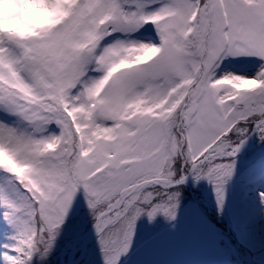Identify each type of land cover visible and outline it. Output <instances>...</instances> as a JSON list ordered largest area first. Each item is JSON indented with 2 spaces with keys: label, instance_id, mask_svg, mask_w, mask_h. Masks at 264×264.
<instances>
[{
  "label": "snow or ice",
  "instance_id": "1",
  "mask_svg": "<svg viewBox=\"0 0 264 264\" xmlns=\"http://www.w3.org/2000/svg\"><path fill=\"white\" fill-rule=\"evenodd\" d=\"M253 137L264 145V0L0 4L3 264H48L80 195L103 264L141 217L174 221L190 179L222 213Z\"/></svg>",
  "mask_w": 264,
  "mask_h": 264
},
{
  "label": "rangeland",
  "instance_id": "2",
  "mask_svg": "<svg viewBox=\"0 0 264 264\" xmlns=\"http://www.w3.org/2000/svg\"><path fill=\"white\" fill-rule=\"evenodd\" d=\"M3 3L4 0H0V4ZM185 188L188 192H182L177 217L171 226V221L162 215L154 220L143 216L137 221L135 236L126 256L149 239L159 238L157 246L143 249L129 264H253L257 258L262 261L257 264H264V252L254 254L238 239L239 231L247 228V214L264 217V201L261 199L264 194V145L253 137L238 157L236 173L227 186L222 213L217 207L212 185L206 181L197 184L190 179ZM190 202L214 215L221 226L219 223H206ZM243 210L247 211L246 214ZM170 227L172 229L166 235L161 234L162 230ZM10 232L0 215V251L9 242ZM262 232L264 239V228ZM89 239L86 236L84 240H76L61 250V264H81L83 259L88 260L87 264H103L95 234L88 244ZM0 264H3L2 260Z\"/></svg>",
  "mask_w": 264,
  "mask_h": 264
},
{
  "label": "trees",
  "instance_id": "3",
  "mask_svg": "<svg viewBox=\"0 0 264 264\" xmlns=\"http://www.w3.org/2000/svg\"><path fill=\"white\" fill-rule=\"evenodd\" d=\"M188 192L186 188H182V192ZM188 194V193H187ZM191 207L194 208V210L197 212L198 215L206 222V223H212L214 225H218L219 222L214 218V215L208 214V212L203 209H201L199 206L194 205L192 202H190ZM246 214V210H243ZM249 213V212H248ZM91 217L88 215V208L84 201V198L82 195L77 197V201L73 206V210L70 213V217L68 222L66 223L64 230L61 234V237L58 241V246L53 253V255L50 257L48 264H61V259L59 258V255L61 253V250H64L70 243H75L76 240L84 239L87 234L91 231ZM246 230H240L238 234V239L242 244L245 245V247L252 253L256 254L258 252H264V239L262 238L263 234V228H264V217L261 214L257 215H251L247 214L246 217ZM174 223V221H171L170 226ZM220 224V223H219ZM221 226V224H220ZM172 229V227L162 230L161 234L166 235L168 231ZM11 233V232H10ZM159 237L149 239L144 244H142L140 247L134 249V251L131 252L129 256H124L120 260V264H129L137 255L140 254V252L144 249L152 248L156 245V241ZM142 257L138 256L134 261L137 259H140ZM256 261H253V264H257L262 262L260 259H255ZM133 261V262H134ZM81 264H87L88 260L83 259L81 261ZM264 262V260H263ZM222 263V262H221ZM225 264V263H222ZM231 264V263H228ZM234 264V262H233Z\"/></svg>",
  "mask_w": 264,
  "mask_h": 264
},
{
  "label": "water",
  "instance_id": "4",
  "mask_svg": "<svg viewBox=\"0 0 264 264\" xmlns=\"http://www.w3.org/2000/svg\"><path fill=\"white\" fill-rule=\"evenodd\" d=\"M184 186H185V185H184ZM184 186H183V187H184ZM94 234H95V233H94V231H93V229H92L91 232H90V233L88 234V236H87V237H90V239H89V241H88V244L91 243V241L93 240V236H94ZM70 264H73V263H70Z\"/></svg>",
  "mask_w": 264,
  "mask_h": 264
}]
</instances>
